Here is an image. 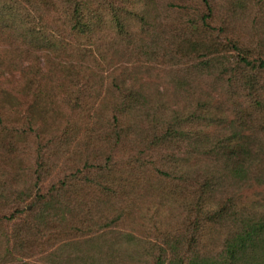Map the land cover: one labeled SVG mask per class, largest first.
Listing matches in <instances>:
<instances>
[{
    "label": "trees",
    "instance_id": "obj_1",
    "mask_svg": "<svg viewBox=\"0 0 264 264\" xmlns=\"http://www.w3.org/2000/svg\"><path fill=\"white\" fill-rule=\"evenodd\" d=\"M213 3L0 0V264H264V0Z\"/></svg>",
    "mask_w": 264,
    "mask_h": 264
},
{
    "label": "rangeland",
    "instance_id": "obj_2",
    "mask_svg": "<svg viewBox=\"0 0 264 264\" xmlns=\"http://www.w3.org/2000/svg\"><path fill=\"white\" fill-rule=\"evenodd\" d=\"M213 1H214L213 4H215V9L213 11V16H212L214 22L217 23L221 20L226 22V16H228V15L224 14V12H222L223 9L222 8L219 9L218 5H216V4H222L221 3L222 0H213ZM4 50H5V47L0 44V60L2 59V57L4 55ZM149 74H154V75L158 74L160 77H158L157 82L163 83L164 82V74H166V72H164L160 68L156 67L154 69H151ZM261 190H262V188H258V187H254V188H251L249 190H246L243 192V198L246 200H250L252 198L259 197L258 192H260Z\"/></svg>",
    "mask_w": 264,
    "mask_h": 264
}]
</instances>
